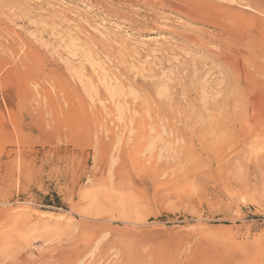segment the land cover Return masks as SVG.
<instances>
[{"label": "rangeland", "instance_id": "1", "mask_svg": "<svg viewBox=\"0 0 264 264\" xmlns=\"http://www.w3.org/2000/svg\"><path fill=\"white\" fill-rule=\"evenodd\" d=\"M0 264H264V0H0Z\"/></svg>", "mask_w": 264, "mask_h": 264}, {"label": "bare ground", "instance_id": "2", "mask_svg": "<svg viewBox=\"0 0 264 264\" xmlns=\"http://www.w3.org/2000/svg\"><path fill=\"white\" fill-rule=\"evenodd\" d=\"M173 5H175V4H173ZM173 7V6H172ZM176 7V6H175ZM178 7V6H177ZM172 9V8H171ZM181 9V8H180ZM208 9V8H207ZM224 24V23H223ZM224 27V26H223ZM215 53V52H214ZM218 56V55H217ZM227 57H228V55H226ZM213 57V56H212ZM220 57V56H219ZM221 57H223V56H221ZM224 58H225V56H224ZM226 59V58H225ZM232 59V58H231ZM219 61V60H218ZM231 61V60H230ZM226 62V61H225ZM227 62H229L228 61V58H227ZM232 62H234L233 60H232ZM232 62H229L231 65H232ZM235 65V64H234ZM212 66V65H211ZM223 69V68H222ZM234 71H235V69H234ZM255 81V80H254ZM256 82V81H255ZM252 83V82H251ZM257 84V83H256ZM222 85V84H221ZM252 87H254L253 85H252ZM244 88V87H243ZM246 88V87H245ZM251 88V87H250ZM240 91H244L243 89L242 90H240ZM240 91H238V92H240ZM252 91V90H251ZM173 97V96H172ZM239 117H237V119H238ZM233 119H235V118H233ZM237 119H236V121H237ZM235 121V120H234ZM242 121H243V118H242ZM245 121V120H244ZM225 123V122H224ZM232 123V122H231ZM231 123H230V125H231ZM234 123V122H233ZM236 124V123H235ZM235 124H234V127H235ZM232 126V125H231ZM242 127V126H241ZM252 127V126H251ZM250 127V128H251ZM246 130V129H245ZM249 130V129H248ZM248 133V132H247ZM258 133V132H257ZM256 133V134H257ZM252 134V133H251ZM259 135V134H258ZM257 135V136H258ZM249 136V135H248ZM250 138V137H249ZM252 138V137H251ZM254 138V137H253ZM256 139H257V137H255ZM249 140V139H248Z\"/></svg>", "mask_w": 264, "mask_h": 264}]
</instances>
